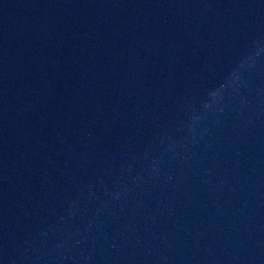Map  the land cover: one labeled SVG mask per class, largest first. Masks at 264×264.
<instances>
[{"label":"water","instance_id":"water-1","mask_svg":"<svg viewBox=\"0 0 264 264\" xmlns=\"http://www.w3.org/2000/svg\"><path fill=\"white\" fill-rule=\"evenodd\" d=\"M0 264H264V0H0Z\"/></svg>","mask_w":264,"mask_h":264}]
</instances>
